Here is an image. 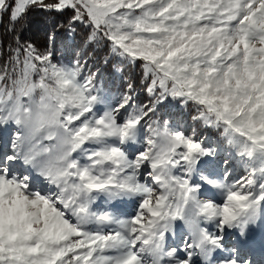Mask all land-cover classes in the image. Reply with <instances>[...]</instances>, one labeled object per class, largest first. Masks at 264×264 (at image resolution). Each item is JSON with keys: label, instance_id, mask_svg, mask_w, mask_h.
<instances>
[{"label": "snow or ice", "instance_id": "obj_1", "mask_svg": "<svg viewBox=\"0 0 264 264\" xmlns=\"http://www.w3.org/2000/svg\"><path fill=\"white\" fill-rule=\"evenodd\" d=\"M34 9L86 30L67 63ZM0 28V264H264V0H0Z\"/></svg>", "mask_w": 264, "mask_h": 264}, {"label": "trees", "instance_id": "obj_2", "mask_svg": "<svg viewBox=\"0 0 264 264\" xmlns=\"http://www.w3.org/2000/svg\"><path fill=\"white\" fill-rule=\"evenodd\" d=\"M67 16H62L57 13L44 12L40 10H32L29 12L25 21H23V37L31 40L36 46L43 48L47 43L49 34H56L55 41V61L66 63L70 61L74 54L81 50L84 46L86 38V30L83 27H78L74 35H69L67 29ZM4 24L7 25V19ZM0 37L6 42L10 39L9 36L4 35V29L0 28ZM106 50H101L96 53V58L101 59L105 57ZM116 61L104 68L105 84L109 88L123 87V80L119 73L115 72ZM124 76L131 77L139 84L140 70L131 66H125ZM141 96H144L141 92ZM170 114L174 113V109L168 110ZM185 114L184 111L179 113ZM209 133V132H207Z\"/></svg>", "mask_w": 264, "mask_h": 264}, {"label": "rangeland", "instance_id": "obj_3", "mask_svg": "<svg viewBox=\"0 0 264 264\" xmlns=\"http://www.w3.org/2000/svg\"><path fill=\"white\" fill-rule=\"evenodd\" d=\"M112 86H113V88H110V89L112 91H115L116 90V87L114 85H112ZM141 98H143V96H141ZM174 111L175 112L171 114V116L174 119H176V120H182V121L186 122V126H188V127L193 126V122L191 120V115H193L194 112H193V110L191 108L186 109V110L175 109L174 108ZM179 111H184L185 114H182L181 112L179 113ZM195 127H196V130H197V133L198 134H200L202 132L205 136H209L213 140L216 139L215 135L213 133H211L209 130H205L202 127H200L199 125H195ZM207 132H209V133H207ZM206 194L207 195H212L213 193L206 190ZM217 199L219 200V196L218 195H217ZM123 204L124 203H122L121 205H123ZM120 210L123 211L122 213H132L133 210H134V206L130 202H128V205L126 206V209L122 210L120 208ZM260 233H264V227H257V228L252 229V231H251V237L253 239L258 238ZM237 237H238V234H236V233L230 234L229 235L228 242L229 243H232L233 241H235L237 239Z\"/></svg>", "mask_w": 264, "mask_h": 264}, {"label": "bare ground", "instance_id": "obj_4", "mask_svg": "<svg viewBox=\"0 0 264 264\" xmlns=\"http://www.w3.org/2000/svg\"><path fill=\"white\" fill-rule=\"evenodd\" d=\"M128 205V202L127 203H124L123 205H121V204H119L118 206L122 209V210H124V209H126V206ZM121 211V210H120ZM121 212H123V211H121ZM238 238V237H237ZM254 241H255V243L257 244V246H259V244H260V242L262 241V240H264V233H260L259 234V237L258 238H255V239H253Z\"/></svg>", "mask_w": 264, "mask_h": 264}]
</instances>
